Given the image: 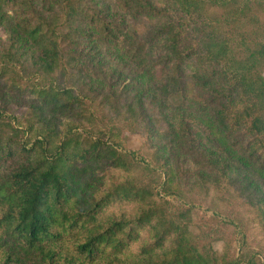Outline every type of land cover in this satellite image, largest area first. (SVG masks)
Instances as JSON below:
<instances>
[{
    "label": "trees",
    "instance_id": "obj_1",
    "mask_svg": "<svg viewBox=\"0 0 264 264\" xmlns=\"http://www.w3.org/2000/svg\"><path fill=\"white\" fill-rule=\"evenodd\" d=\"M255 229L264 0H0V264H264Z\"/></svg>",
    "mask_w": 264,
    "mask_h": 264
},
{
    "label": "rangeland",
    "instance_id": "obj_2",
    "mask_svg": "<svg viewBox=\"0 0 264 264\" xmlns=\"http://www.w3.org/2000/svg\"><path fill=\"white\" fill-rule=\"evenodd\" d=\"M123 135L126 137V140H127L126 144H127L128 149L137 150L144 142V137L141 134L133 133L129 130H126L124 131ZM125 209H129V206H125ZM118 210H122V208L119 206H113L112 208H109L108 214L112 213L113 211H118ZM195 221H198V219L195 218ZM249 239L255 248L259 247V245L264 246V234L262 232L260 233L259 229L253 230L252 234L249 236ZM214 246L216 250H218L219 252H222L224 248V244L222 241H218L214 243ZM234 249L238 251L239 249L238 244L237 246L236 244H234Z\"/></svg>",
    "mask_w": 264,
    "mask_h": 264
}]
</instances>
